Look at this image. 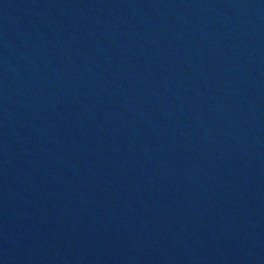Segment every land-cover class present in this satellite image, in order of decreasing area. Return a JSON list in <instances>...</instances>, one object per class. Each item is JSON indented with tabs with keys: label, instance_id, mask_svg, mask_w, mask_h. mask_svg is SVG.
<instances>
[{
	"label": "water",
	"instance_id": "obj_1",
	"mask_svg": "<svg viewBox=\"0 0 264 264\" xmlns=\"http://www.w3.org/2000/svg\"><path fill=\"white\" fill-rule=\"evenodd\" d=\"M0 264H264V0H0Z\"/></svg>",
	"mask_w": 264,
	"mask_h": 264
}]
</instances>
